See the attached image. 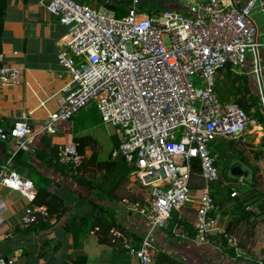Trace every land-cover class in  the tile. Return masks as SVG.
<instances>
[{"label":"built area","instance_id":"2783aa9c","mask_svg":"<svg viewBox=\"0 0 264 264\" xmlns=\"http://www.w3.org/2000/svg\"><path fill=\"white\" fill-rule=\"evenodd\" d=\"M90 2L39 0L68 29L58 62L72 80L61 92L59 110L41 124L20 122L9 129L0 125V141L14 144V153L0 170V185L34 198L33 183L13 170L17 153L35 155L45 137L71 132L72 119L95 104L102 122L115 127L120 136L112 158L133 168L129 189L140 199L125 198L119 205L140 218L148 231L138 245L123 240L119 231L112 232L135 256V264L157 263L159 250L152 235L166 230L172 213L192 202H197L195 238L183 229L179 235L226 252L236 238L219 225L221 208L210 184L219 180L220 170L209 145L217 139L248 144L257 131L264 137V127L257 128L236 102L223 103L216 86L226 67L245 70L251 58L253 69L247 75H255L264 101V0ZM142 6L150 12L141 11ZM5 60L0 51V89L21 77V71ZM193 159L199 161L198 176L205 184L196 190ZM58 160L77 168L83 156L74 141L66 142L58 147ZM244 184L239 177L231 196H239L237 189ZM37 213L27 208L22 226L36 222ZM0 264L16 262L2 259Z\"/></svg>","mask_w":264,"mask_h":264},{"label":"crops","instance_id":"0c3cea01","mask_svg":"<svg viewBox=\"0 0 264 264\" xmlns=\"http://www.w3.org/2000/svg\"><path fill=\"white\" fill-rule=\"evenodd\" d=\"M88 1L90 2V0ZM238 1L241 4L245 0ZM90 3L95 4L94 2ZM0 28L2 32L0 51L5 54V61L8 65L21 71L18 83L0 89V125L7 129L20 122H26L31 126L39 125L46 117L59 110L61 92L72 80L70 73L58 62V54L63 47L62 44L68 34V29L59 22L58 17L41 6L39 0H0ZM261 63L262 71H264V52ZM223 78L220 77V80L222 81ZM253 89L258 94V87L253 86ZM84 112L82 118L77 122H74L75 117L72 119L71 132L66 133L61 130L57 136L45 137L38 145L37 152L45 150L50 156L52 147L58 148L60 144L73 142L75 131L83 128L86 124H89L92 129H99L95 126L101 121L97 107L95 105L89 106ZM252 121L257 124V128L263 127L256 120ZM250 131H254L253 127H250ZM262 134L263 132L257 131L248 139V144H253L256 146L255 149L263 151L257 156L260 159L262 153L264 155ZM109 138H112V135ZM231 142L239 144L233 148V154L237 156L238 160L227 172L229 179H234L232 169L235 166L241 168L239 163H245L244 159L247 161L243 152L237 147L240 145L247 146V144L237 141ZM13 153V143L0 141V170ZM92 154L93 149L88 148L86 156L89 158ZM213 156H216L218 160V154ZM247 163L245 164H247L248 171H243L247 174V178L240 177L248 180V178L253 177V172L250 162L247 161ZM260 163L261 161L257 165H261ZM32 164H35L43 175L49 176L61 184L62 188L58 192L67 202L72 198V194L75 195L77 199L69 204L70 212L80 211L83 213L85 207H78L83 205L80 197H85L88 201L96 202L116 212L121 209L115 198L107 196L104 192L85 190L75 185L70 177L62 176L39 159L32 160ZM252 165L256 166L253 163ZM13 170L19 173L22 178L30 180L25 169L19 167ZM194 178L200 179L198 175ZM197 186L199 189L205 187V184L201 180ZM123 190L129 192V185L119 191V194ZM33 199V197L25 198L21 192L0 185V260L12 259L15 260L16 264H82L80 259H85V264H135L133 254L122 250L117 245L102 244L96 232H91L86 236L82 249H72V239L63 231L66 216L60 221H56V218L53 217L52 223L56 222V224L50 230L26 233V228L22 227L25 210L31 207L39 213H42L43 210L46 211L45 207L33 206ZM196 208L197 202L188 204L178 212L177 218L171 219L166 230L152 235V240L155 241L159 253L169 255L181 264H227L229 261L232 262L231 264L237 261L246 264L248 260L247 264H257L252 260L253 258L241 256V254L238 259L231 256L227 259V253L218 250L214 245L198 246L190 239H183L178 233L180 229H183L189 238H195ZM84 211L96 213V210L91 207H87ZM123 212L125 211L123 210ZM229 223L228 217H220L219 225L221 228L228 231ZM247 227L249 226L237 225L230 229L231 235L239 239L242 246L257 243L256 236L253 234L255 229L248 235L243 231ZM147 231V227L143 228L139 239L145 236ZM56 247L58 248L56 249ZM246 251L249 252L244 248L241 251L242 255H246ZM255 253L258 255L257 252ZM248 254L261 258V256H254L252 252Z\"/></svg>","mask_w":264,"mask_h":264},{"label":"trees","instance_id":"16d2710c","mask_svg":"<svg viewBox=\"0 0 264 264\" xmlns=\"http://www.w3.org/2000/svg\"><path fill=\"white\" fill-rule=\"evenodd\" d=\"M146 8V6H142L141 11L149 13V9ZM117 15L121 16L122 12H119ZM1 33L0 30V43ZM222 72L224 75L227 72L235 75L232 79V85L236 88L238 94L236 103L245 111L250 120H256L259 125L264 127V115H262L259 109L258 100L252 96L247 84V78L232 73L233 71L230 67H226ZM83 113L85 112L81 111L79 114ZM73 141L77 145L79 154L83 156L82 164L77 168L59 163L58 148L56 146L50 149V156H48L45 150L36 152L35 155L20 151L14 158L13 169H18L19 167L25 169L30 181L33 183L35 189L32 201L33 206L45 207L46 210V215L42 213L36 214V222L27 227L25 232L38 233L50 230L56 224V222L52 223L53 217L56 218V221H60L66 216L63 231L71 237L72 249H82L86 236L91 232H96L102 244L117 245L122 250L127 251L122 240L112 232L114 229L122 233L126 232L124 231L125 228L118 224L115 210L96 202L85 201V204V202L81 201L83 205H79L78 207H85L84 209L91 207L96 210V213L84 211V209L83 213L80 211L75 213L70 212L69 204L77 199L75 195L72 194V198L67 202L58 192L62 188L61 184L55 182L49 176L43 175L35 164H32V160L39 159V161L52 167L62 176L70 177L75 185L85 190L104 192L107 196L115 198L118 203H122L125 198L132 201L139 200V196L133 194L130 190L129 193L131 194L129 196L120 197L119 191L130 183V174L133 168L123 159L115 160L112 158L114 147L118 146V139L115 135L109 138L101 129H92L89 124H86L83 128L75 131ZM108 141H112V149H108ZM262 147L264 148V137L262 138ZM88 148L93 149V154L89 158L86 156ZM244 161L247 163L245 159ZM109 164L111 165L110 167L108 166ZM216 165L220 170V177L218 181L210 184V193L215 203L222 209V216L230 219L229 230L227 232L230 233V229L237 225L249 226L251 229H254L260 223L258 222L260 220L258 217L260 215L264 216V192L258 188L259 181L256 178L259 168L252 166L253 177L251 181H247V184L238 187L241 195L232 197L231 188L236 180L229 179L226 168L220 166L218 163ZM192 173L193 177H196L200 173L199 161L196 159L192 160ZM228 182L231 185L227 184ZM196 186L193 185L192 188L194 190L198 189V186ZM250 207L255 208L254 211H249ZM130 240L133 245H137L136 243H139V241L141 242V239L136 235H133ZM228 251L231 256L236 255L234 248L228 249ZM79 261L85 264V259H80ZM156 264L181 263L169 255L158 253ZM261 264H264V260Z\"/></svg>","mask_w":264,"mask_h":264},{"label":"rangeland","instance_id":"374dc122","mask_svg":"<svg viewBox=\"0 0 264 264\" xmlns=\"http://www.w3.org/2000/svg\"><path fill=\"white\" fill-rule=\"evenodd\" d=\"M75 1L81 2V3L90 4L88 0H75ZM91 5H93V4H91ZM168 9H173V6H169ZM165 42H166V45H168L167 38H165ZM263 52H264V49L261 50V61H262ZM252 69H253L252 59L249 58L248 65H247V68H245V70H240L238 68H233V72L232 73H235L236 75H238L240 77H246L247 78L248 87L251 90L252 96L258 100V106H259V109H260V111L262 113L263 112V107H264V101H263L262 97H260L258 94H256L254 89H253V86L254 87H258L257 86L256 77L253 74L247 75V73L251 72ZM263 73H264V71H263ZM220 76L224 77L225 79L223 78L222 81L219 80V82H218V84L216 86V92H217L218 97L220 98V100L223 103H235L236 100H237V97H238L236 88L233 87V85H232V79L234 78L235 75H231V74H229V72L225 73V75H224V73L222 72ZM92 105H95V104H92ZM85 110H83V111H85ZM82 116H83L82 114H77L75 116L74 122H77L78 120H80L82 118ZM100 120H101V117H100ZM95 126L99 127V129H101L107 137H110L111 135H115V137H117V139L119 141L120 136L118 135V131H117V129L115 127H113L111 125L104 124L102 122V120L100 121V124L95 125ZM250 127L252 128L253 125H250ZM238 145H239L238 143H232L231 141H228V140L217 139L216 141L210 143L209 149H210V151H211V153L213 155H217L218 154V160H217L216 156H214V158H216V160L218 161L217 163L220 166H223L224 168H226V170L228 172V171H230L231 166L235 162H237V160H238L237 156L235 154H233V152H234L233 148H235ZM107 147H108V149L109 148L110 149L113 148L112 141H108L107 142ZM255 148H256V146L253 145V144H247V146L246 145H240L239 147H237L238 150L243 152V154L245 155V158L247 159V161L250 162L251 166H253L252 165V163H253V164H256V166L259 168V172L256 175L257 176L256 178L259 181L258 188H260V190H263V192H264V155L262 153V158L261 159L257 158V156L260 155V152L262 150L255 149ZM260 161H261V163H260L261 165H257V163L260 162ZM239 164H240V166L242 168V171H248L247 164H245V163H243V164L239 163ZM259 174H260V177H258ZM232 177L235 180L238 179V177H235V176H232ZM246 178H245V184H247V181L249 182L252 179V178L251 179L248 178V180H247ZM200 182H201V180L199 178H194V180H192V185H197ZM227 184L230 185V182H228ZM137 190H138V188H137ZM78 194H80V193H78ZM130 194L131 193H129L128 191L126 192V190H123L120 193V197L129 196ZM239 194L241 195L240 191H239ZM138 198L140 199V197H138ZM93 199H95V198H93ZM80 200L82 202H85V200L88 201V199H85V197L84 198L80 197ZM254 209L255 208L250 207L248 210L249 211H252V210L254 211ZM116 213H117L116 217H117V220H118V224H120V226L125 228L124 231H126L124 233H122V232L119 233L123 240L125 238L130 239L133 235H136V236L139 237L140 234H142L143 228H145L146 224L140 218H138L137 216H133L131 214H128L126 212H123L122 208L118 209V212H116ZM220 214H221V218H222L223 217L222 216V209H221ZM177 216H178V212L174 211L172 213V218L171 219L177 218ZM263 218H264L263 215H260L258 217V219H260V220H258V222H260V223L257 225L256 228H254L255 229L254 232H253V229L251 230V228L249 229V227L244 228V230H243L247 234L249 232H253V234L256 236L257 243L248 244V246H242L240 244L239 239H235L236 241H234L231 245L228 243L227 250H226V252H224V253H227V259L231 256V254L229 253L228 249L234 248L236 255L235 256H231V257H235V259H238V257H240V254H241V256H247V257L253 258L252 260L256 261L259 264H261V262H263V260H264V253H263V250H264V221H263ZM248 235H250V234H248ZM244 248H246L249 252H252V254L254 256H261V258L253 257L252 255H249L248 254L249 252H247V251H246V255H244V254L242 255L241 251ZM255 252H257L258 255ZM248 262H249V260H248ZM231 263L232 262L229 261L227 264H231ZM234 264H244V263L237 261Z\"/></svg>","mask_w":264,"mask_h":264},{"label":"water","instance_id":"95a60500","mask_svg":"<svg viewBox=\"0 0 264 264\" xmlns=\"http://www.w3.org/2000/svg\"><path fill=\"white\" fill-rule=\"evenodd\" d=\"M232 175H234L236 177H240V176L247 177V174L245 172H243L239 166H235L232 169Z\"/></svg>","mask_w":264,"mask_h":264},{"label":"bare ground","instance_id":"6f19581e","mask_svg":"<svg viewBox=\"0 0 264 264\" xmlns=\"http://www.w3.org/2000/svg\"><path fill=\"white\" fill-rule=\"evenodd\" d=\"M225 216V215H224Z\"/></svg>","mask_w":264,"mask_h":264}]
</instances>
